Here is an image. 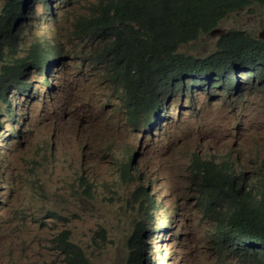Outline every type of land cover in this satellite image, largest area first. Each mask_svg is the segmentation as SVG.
Wrapping results in <instances>:
<instances>
[{
    "label": "clouds",
    "instance_id": "obj_1",
    "mask_svg": "<svg viewBox=\"0 0 264 264\" xmlns=\"http://www.w3.org/2000/svg\"><path fill=\"white\" fill-rule=\"evenodd\" d=\"M260 6L0 0V211L15 226L24 227L20 210L66 225L43 238L55 256L48 264H72L77 249L93 264L117 246L125 264H264V233L238 227L257 199L231 185L264 190V113L253 106L260 96L264 108V29L258 37L247 29ZM206 34L218 37L214 50L180 52ZM101 85L123 118L82 101ZM227 123L233 142L210 150L204 134ZM119 129L128 138L112 143ZM101 135L97 182L89 160ZM106 201L130 210L118 240L87 222ZM17 240L0 233L8 264L31 254Z\"/></svg>",
    "mask_w": 264,
    "mask_h": 264
},
{
    "label": "rangeland",
    "instance_id": "obj_2",
    "mask_svg": "<svg viewBox=\"0 0 264 264\" xmlns=\"http://www.w3.org/2000/svg\"><path fill=\"white\" fill-rule=\"evenodd\" d=\"M252 22L247 28L254 36L258 37L259 33L264 29V6L259 8H254V14L252 17ZM218 37L212 36L211 34H206L198 42L189 44L181 48L180 52H188L194 54L205 53L209 50H214L216 48ZM106 89L104 85L90 88L87 91H83V102L87 101V97L94 98L99 106H105V109H110L111 113L115 118H123L122 108L117 103V99L111 95H105ZM256 99V98H255ZM262 98L259 96L254 103V107L260 110V113H264V108H262ZM227 100L218 98L217 103H226ZM102 104V105H101ZM262 108V109H261ZM219 114V120L229 121L230 116L224 115L222 111L216 109ZM221 112V113H220ZM231 123L220 124L217 127H214L211 130L206 131L203 138V143L210 148V150L217 152L220 146L224 144H231L233 142L232 137L227 135V131L230 129ZM120 129L115 133V135L110 140L112 143L122 144L119 140L120 137L128 138L127 133H120ZM125 132V131H124ZM105 135H101L96 143V150L91 155L89 160V165L91 166L90 174L95 181H99L102 178V156L105 154V149L102 145ZM237 144V141L234 143ZM245 145V144H244ZM244 157L245 154L242 153ZM2 176L0 175V179ZM109 188H100L99 192L109 193ZM1 201V198H0ZM14 203V200H10V205ZM126 202L121 201H106L104 204L98 206L94 214L87 219L88 223H98L107 226L111 232L112 236L115 239H120L125 236V230L128 226V219L130 210L126 208ZM1 210V208H0ZM4 211H0V233H5L7 231L12 238L18 239V243L22 248L31 254L27 257H24V264H48L52 260L54 252H49L47 241H44L43 238H51L52 234L57 230H61L63 227L66 228V225L62 223H57L54 225L51 221L43 219H33L28 216V212L20 210V214L15 217L16 221L23 225L15 226L12 224L13 220L4 218L2 216ZM83 215V213H82ZM48 224V225H45ZM81 236L80 233L76 235V239ZM45 246V247H43ZM91 250L88 249V252ZM126 257L120 256L119 246L112 247L108 252L107 256H96L94 258L93 264H125ZM0 264H8L6 260L0 253ZM223 264H228L223 262Z\"/></svg>",
    "mask_w": 264,
    "mask_h": 264
},
{
    "label": "trees",
    "instance_id": "obj_3",
    "mask_svg": "<svg viewBox=\"0 0 264 264\" xmlns=\"http://www.w3.org/2000/svg\"><path fill=\"white\" fill-rule=\"evenodd\" d=\"M231 185L236 194H239L246 199H257L256 202L259 205L256 209H249L245 213L243 220L238 224L239 229L246 234L264 233V202L261 200L264 190L260 193H253L252 189H240L238 188V182L233 179H231ZM72 253L74 254L69 257L72 264H89V262L84 258V254L81 249L73 250Z\"/></svg>",
    "mask_w": 264,
    "mask_h": 264
}]
</instances>
